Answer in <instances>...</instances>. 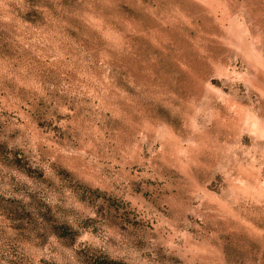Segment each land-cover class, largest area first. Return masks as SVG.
<instances>
[{
	"label": "rangeland",
	"instance_id": "1",
	"mask_svg": "<svg viewBox=\"0 0 264 264\" xmlns=\"http://www.w3.org/2000/svg\"><path fill=\"white\" fill-rule=\"evenodd\" d=\"M0 264H264V0H0Z\"/></svg>",
	"mask_w": 264,
	"mask_h": 264
}]
</instances>
